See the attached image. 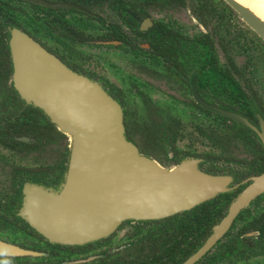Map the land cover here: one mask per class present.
I'll use <instances>...</instances> for the list:
<instances>
[{"label": "trees", "instance_id": "16d2710c", "mask_svg": "<svg viewBox=\"0 0 264 264\" xmlns=\"http://www.w3.org/2000/svg\"><path fill=\"white\" fill-rule=\"evenodd\" d=\"M47 1L74 3L86 12L0 0V239L47 253L11 259L17 263L62 264L102 255L82 264H181L207 240L248 185L240 183L264 173V147L257 135L202 107L192 98L191 86L204 102L240 114L258 127L259 119L264 121V83L258 78L264 71V42L224 0ZM147 17L152 27L139 30ZM188 24L198 31L190 35ZM14 29L74 72L101 83L120 104L125 136L140 153L165 167L199 159L201 171L229 175L239 186L165 219L123 222L111 236L93 243H50L19 211L25 186L58 189L63 183L68 138L40 109L26 104L11 83L9 39ZM113 40L120 44L96 43ZM141 43H148L149 49ZM86 56L108 69L119 84L88 68ZM126 66L166 80L188 95L155 98L157 89L127 72ZM20 137L29 141H19ZM8 155L14 158L12 163ZM250 232L257 234L244 236ZM125 244L129 246L108 252ZM195 264H264V193L238 213L223 237Z\"/></svg>", "mask_w": 264, "mask_h": 264}, {"label": "water", "instance_id": "95a60500", "mask_svg": "<svg viewBox=\"0 0 264 264\" xmlns=\"http://www.w3.org/2000/svg\"><path fill=\"white\" fill-rule=\"evenodd\" d=\"M24 1L53 9L86 11L65 1ZM224 1L245 27L264 42V22L236 0ZM9 48L14 89L26 104L40 109L68 138L63 183L58 189L25 186L19 211V216L50 243L64 246L93 243L111 236L123 222L165 219L236 187L231 186L233 178L229 175L201 171L199 159H185L164 167L140 153L125 136L120 104L102 85L68 68L23 31H11ZM194 98L202 107L251 129L264 147V121L259 119L256 127L240 114L203 102L196 92ZM18 140L28 142L29 138ZM245 182L249 184L230 203L212 234L181 264L199 261L228 231L238 213L264 193V173ZM25 208L29 218L23 214ZM228 218V226L220 229ZM0 252L5 253L3 257L43 255L2 240Z\"/></svg>", "mask_w": 264, "mask_h": 264}, {"label": "rangeland", "instance_id": "374dc122", "mask_svg": "<svg viewBox=\"0 0 264 264\" xmlns=\"http://www.w3.org/2000/svg\"><path fill=\"white\" fill-rule=\"evenodd\" d=\"M238 18V16H237ZM239 19V18H238ZM240 20V19H239ZM241 21V20H240ZM242 22V21H241ZM193 23L196 24V21L193 20ZM198 28L201 31H205L204 28L201 25H198ZM187 32L191 35L195 32H197V28L193 27L192 25L188 24V26L186 27ZM75 51V50H74ZM79 56H82L81 53H78ZM83 57V56H82ZM86 63H87V67L90 68L92 71L106 77L109 78V80L111 81V83H115V84H119V82L115 79V77L113 76V74L106 69L104 66H102L101 64H99L98 62H96L95 60H92V58L90 56H86ZM125 69L127 70V72H131L137 76H140L148 81H150V83L157 89L158 93L156 94L155 98H161L163 96L164 93L167 94H172V95H176L179 97H184L186 95H188L187 91H185L184 89H181L177 86H175L174 84H171L170 82L166 81V80H158V79H154L148 76H145L144 74H140L136 69L126 66ZM262 72V74L260 76H258L259 80L261 82L264 83V71L260 70ZM97 82V81H96ZM101 84V83H100ZM102 85V84H101ZM8 158L10 160V162L12 163L13 161V157L11 155H8ZM200 163V162H199ZM163 166V165H162ZM165 167V166H164ZM167 167H172V166H167ZM2 186L0 185V188ZM23 214L26 218H29L28 216V209L25 208L23 210ZM129 227L124 228L121 232H119V236L118 239L119 240L127 231H128ZM115 248V247H113ZM112 249V248H111ZM113 251V250H111ZM32 264V263H31ZM37 264H45V263H37Z\"/></svg>", "mask_w": 264, "mask_h": 264}, {"label": "flooded vegetation", "instance_id": "af4514ba", "mask_svg": "<svg viewBox=\"0 0 264 264\" xmlns=\"http://www.w3.org/2000/svg\"><path fill=\"white\" fill-rule=\"evenodd\" d=\"M86 12V11H85ZM147 19L150 21L149 23H147L146 21H147ZM144 24V25H143ZM152 25H153V23H152V20L149 18V17H147V18H145V19H143L141 22H140V24H139V30H141V31H147L148 29H150L151 27H152ZM142 26H143V28H142ZM107 42H118L117 44H112V43H107ZM97 44H100V45H114V46H117V45H119L120 44V41H97L96 42ZM107 43V44H106ZM140 45V47H142V48H144V49H149V44L148 43H141V44H139ZM150 82V81H149ZM194 92H196V94L198 95V93H197V91L194 89V86H191V95H192V98L196 101V99L194 98ZM164 95H167V93H164ZM172 95V94H171ZM176 96V95H175ZM198 97H199V95H198ZM200 98V97H199ZM201 99V98H200ZM202 100V99H201ZM203 101V100H202ZM197 102V101H196ZM204 102V101H203ZM198 103V102H197ZM206 103V102H205ZM199 104V103H198ZM208 104V103H207ZM209 105H211V104H209ZM211 106H213V105H211ZM216 107V106H215ZM206 109V108H205ZM208 110V109H207ZM169 157H172V154L170 153L169 154ZM170 166H174V165H170ZM250 178V177H249ZM248 179V178H247ZM246 179V180H247ZM246 180H244V181H242L240 184H243V183H248L249 184V182H245ZM231 186H236L235 188H237L238 186H239V184H233V181H232V184H231ZM234 188V189H235ZM233 189V190H234ZM232 191V190H231ZM1 240V239H0ZM2 241H4V240H2ZM4 242H6V241H4ZM7 243H9V242H7ZM10 244H13V243H10ZM14 245H16V244H14ZM18 246V245H17ZM129 245L128 244H125V245H122V246H120V247H118V248H112V249H110V250H108V252L109 253H114V252H116V251H118V250H122V249H124V248H126V247H128ZM19 247H21V246H19ZM21 248H23V247H21ZM24 249H26V248H24ZM27 250H31V249H27ZM111 250H113V251H111ZM33 251H35V250H33ZM36 252H40V253H43V255H41V256H37V257H33V258H39V257H43V256H46L47 255V253L46 252H42V251H36ZM0 257H3V256H0ZM24 257H32V256H24ZM91 257H95L94 259H97V258H99V257H102V255H96V256H90V257H88V258H91ZM5 258H8V260H10L11 262H12V258H20V257H5ZM88 258H85V259H77V260H72V261H67V262H63L62 264H75V263H72V262H75V261H78V260H87ZM94 259H92V260H94ZM92 260H90V261H92ZM90 261H86V262H90ZM86 262H83V263H86ZM37 264V263H45V262H29V263H17V262H12V264ZM46 264V263H45ZM76 264H82V263H76Z\"/></svg>", "mask_w": 264, "mask_h": 264}, {"label": "bare ground", "instance_id": "6f19581e", "mask_svg": "<svg viewBox=\"0 0 264 264\" xmlns=\"http://www.w3.org/2000/svg\"><path fill=\"white\" fill-rule=\"evenodd\" d=\"M242 6L247 8L255 17L264 22V0H236ZM167 173L168 170L164 169ZM230 222V218L226 220V223L220 227V229H225Z\"/></svg>", "mask_w": 264, "mask_h": 264}, {"label": "clouds", "instance_id": "9594fccd", "mask_svg": "<svg viewBox=\"0 0 264 264\" xmlns=\"http://www.w3.org/2000/svg\"><path fill=\"white\" fill-rule=\"evenodd\" d=\"M5 253L0 252V256H4ZM0 264H12V262L8 259H0Z\"/></svg>", "mask_w": 264, "mask_h": 264}]
</instances>
